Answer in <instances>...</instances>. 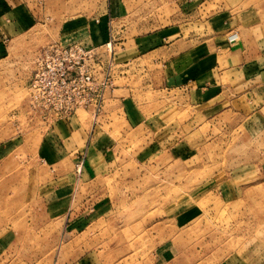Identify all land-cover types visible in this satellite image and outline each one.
<instances>
[{"label":"rangeland","instance_id":"obj_1","mask_svg":"<svg viewBox=\"0 0 264 264\" xmlns=\"http://www.w3.org/2000/svg\"><path fill=\"white\" fill-rule=\"evenodd\" d=\"M0 4V229L20 234L22 249L9 257L15 264H158L162 250L175 255L165 264H264V137L256 109L225 90L226 76L201 107L182 87L167 89L158 66L130 63L136 36L227 8L264 21V0ZM100 17L117 38L115 84L133 90L108 92L98 114L78 111L91 146L83 171L76 154L40 153L59 144L48 137L53 126L31 110L29 81L41 48ZM55 193L59 215L44 217L45 197Z\"/></svg>","mask_w":264,"mask_h":264},{"label":"crops","instance_id":"obj_2","mask_svg":"<svg viewBox=\"0 0 264 264\" xmlns=\"http://www.w3.org/2000/svg\"><path fill=\"white\" fill-rule=\"evenodd\" d=\"M247 10L234 12L227 8L212 13L207 19L199 17L188 24L183 22L173 28L136 36L133 38L135 55L130 63L138 65L141 60H145L154 67L158 66L162 71L161 80L167 89L182 87L191 96L197 97L195 106L201 107L213 102V95L223 90L221 78L226 76L228 81L225 83V90L234 91L237 97L243 99L245 106L256 109L254 113L263 124L264 137V21L260 16L252 18L254 12ZM256 19L259 20L255 21ZM104 20L106 21L100 17L87 24L83 20L75 26H66L64 36L57 41L62 44L82 43L87 47L103 45L111 38ZM202 25L204 32L200 29ZM187 28L191 29L187 31ZM220 43L225 44L222 46ZM118 44H125V41L119 40ZM133 70L136 73L139 69ZM115 90L133 88L116 86ZM47 134L50 141L59 146L53 148L47 143V147L41 148V154H76V164L83 160V171L86 170L87 162L83 155L87 156L91 148L87 146L89 132L83 128L77 115L70 121L54 124L53 130ZM81 141H84L83 144ZM2 149L0 148V153H3ZM261 184L262 182L257 185ZM73 188L74 186L68 197L65 196V201L71 200ZM58 200L57 193L45 197L48 208L44 217H58ZM19 239L20 234L16 230L0 229V264H15L16 259L11 260L9 257L10 252H20L22 249L23 244L19 245ZM161 252L158 254V264L174 259L175 255L171 257L168 250ZM23 263L24 261H18L17 264ZM85 264L88 262L85 261Z\"/></svg>","mask_w":264,"mask_h":264},{"label":"built area","instance_id":"obj_3","mask_svg":"<svg viewBox=\"0 0 264 264\" xmlns=\"http://www.w3.org/2000/svg\"><path fill=\"white\" fill-rule=\"evenodd\" d=\"M100 46L58 41L41 48L29 81L30 107L46 125L70 121L80 110L98 114L116 87V39ZM81 164L78 165V168ZM79 185L76 181L75 189Z\"/></svg>","mask_w":264,"mask_h":264},{"label":"bare ground","instance_id":"obj_4","mask_svg":"<svg viewBox=\"0 0 264 264\" xmlns=\"http://www.w3.org/2000/svg\"><path fill=\"white\" fill-rule=\"evenodd\" d=\"M233 38V37H232Z\"/></svg>","mask_w":264,"mask_h":264}]
</instances>
